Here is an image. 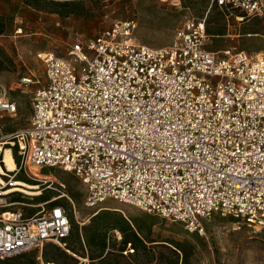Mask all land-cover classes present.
Here are the masks:
<instances>
[{
	"label": "built area",
	"instance_id": "obj_1",
	"mask_svg": "<svg viewBox=\"0 0 264 264\" xmlns=\"http://www.w3.org/2000/svg\"><path fill=\"white\" fill-rule=\"evenodd\" d=\"M214 1L243 21L264 14L262 0ZM137 27L119 21L74 42L68 58L40 56L45 83L30 127L15 136L2 121L18 107L0 83V261L37 251L39 264H52L45 247L66 249L72 232L57 198L23 212L24 166L74 174L89 208L114 200L200 235L217 215L264 230V58L209 50L205 20L184 21L164 48L138 43ZM20 84L40 81L31 75Z\"/></svg>",
	"mask_w": 264,
	"mask_h": 264
},
{
	"label": "rangeland",
	"instance_id": "obj_2",
	"mask_svg": "<svg viewBox=\"0 0 264 264\" xmlns=\"http://www.w3.org/2000/svg\"><path fill=\"white\" fill-rule=\"evenodd\" d=\"M68 3L73 5L64 6ZM242 16L214 0H42L36 7L25 0H0L4 31L0 35V83L18 107L17 114L2 121L4 134L15 136L30 127L35 94L45 83L40 57L45 53L68 58L77 40L98 38L115 23L128 19L138 22L134 35L138 43L169 47L184 21L194 18L207 22L209 50L222 53L232 48L264 58V14L244 21L238 19ZM31 75L40 84L22 86L20 80ZM18 181L40 186L42 191L39 196L24 195L21 208L25 214L37 213L40 205L54 198L70 213L68 247L48 244L43 252L45 262L48 255H56L58 260L52 264H264V230L257 231L232 217L217 215L204 221V235L193 234L181 223L114 200L89 208L86 187L62 169L24 166ZM135 235L145 244L138 245L139 250L129 242L124 244L134 243ZM104 240L107 248L102 256ZM38 257L39 252L34 251L0 264H39Z\"/></svg>",
	"mask_w": 264,
	"mask_h": 264
},
{
	"label": "trees",
	"instance_id": "obj_3",
	"mask_svg": "<svg viewBox=\"0 0 264 264\" xmlns=\"http://www.w3.org/2000/svg\"><path fill=\"white\" fill-rule=\"evenodd\" d=\"M41 1L42 0H25V3L28 5V6H40V3H41ZM73 4L71 3H68V4H65L64 6H72ZM3 25H2V23H0V35L1 34H3ZM72 233V232H71ZM70 238V237H69ZM68 241H69V239H68ZM128 242L129 243H131L133 246H136V248H137V250H139L140 248L138 247V245H140V246H145V244H144V242L137 236V235H135V241H134V243L132 242V241H125L124 242V244H125V246L128 244ZM106 248H107V242L104 240L102 243H101V255L103 256L104 255V253L106 252ZM57 251L58 252H61V248H57ZM121 252L122 253H124V252H126V247H123L122 249H121ZM62 254L63 255H65V256H67V258H71L69 255H67V253H65V252H63L62 251ZM49 256V258L47 257V259H46V262L47 263H56V260H58V258H57V256L56 255H48ZM7 260H9V259H7ZM6 261V260H5ZM0 262H3V261H0ZM32 264H37V263H32Z\"/></svg>",
	"mask_w": 264,
	"mask_h": 264
},
{
	"label": "bare ground",
	"instance_id": "obj_4",
	"mask_svg": "<svg viewBox=\"0 0 264 264\" xmlns=\"http://www.w3.org/2000/svg\"><path fill=\"white\" fill-rule=\"evenodd\" d=\"M2 152L5 156V163L9 169V171L13 172L17 169V163L12 154V150L9 148L2 149ZM39 169V168H38ZM18 185L24 188H21V191L29 196H39L42 194L40 186L31 185L26 182L18 181Z\"/></svg>",
	"mask_w": 264,
	"mask_h": 264
}]
</instances>
